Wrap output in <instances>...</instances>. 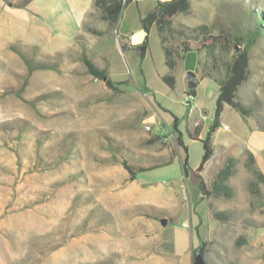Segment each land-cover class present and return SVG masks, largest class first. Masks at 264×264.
I'll return each mask as SVG.
<instances>
[{"label":"rangeland","instance_id":"obj_1","mask_svg":"<svg viewBox=\"0 0 264 264\" xmlns=\"http://www.w3.org/2000/svg\"><path fill=\"white\" fill-rule=\"evenodd\" d=\"M187 2L172 20L168 42L179 47L204 26L218 39L221 77L224 63L252 41L247 79L237 92L250 117L223 107L224 127L211 139L214 158L196 174L209 185L225 151L242 160L248 126L264 130V35L254 33L264 0ZM151 7L129 2L114 24L92 8L73 38L57 41L43 24L19 21L0 4V264H264V186L262 199L250 196L251 176L242 163L230 178L232 199L202 197L189 180L201 163L195 131L204 122L188 127L194 136L188 138L189 113L199 103L212 122L219 93L216 82L201 77L197 63L204 55L185 53L170 88L161 80L168 69L155 25L142 57L130 47ZM83 56L106 72L113 88L89 73ZM191 73L195 104L188 105ZM152 115L156 122L146 131ZM175 125L184 133L186 155L175 138L160 136L178 135ZM212 211L226 220H213ZM187 215L191 234L190 224L181 226H188ZM186 244L196 249L194 259L177 256Z\"/></svg>","mask_w":264,"mask_h":264},{"label":"trees","instance_id":"obj_2","mask_svg":"<svg viewBox=\"0 0 264 264\" xmlns=\"http://www.w3.org/2000/svg\"><path fill=\"white\" fill-rule=\"evenodd\" d=\"M142 1L151 2L152 7L146 13L141 20V29L146 33L148 28L155 25L161 49L164 55V63L168 69V73L161 77V80L168 87L173 88L175 85V71L177 68V62L183 58V55L188 52L202 53L204 59L197 63L200 68V73L202 78H208L216 82L219 86V93L215 103V110L213 115V120L209 126L206 137L200 140L203 148V155L199 167L194 171L196 174L200 173L204 165L209 161L213 155L211 139L215 130L220 126L219 118L221 116L224 106H228L233 109L242 119L250 117V110L245 105L237 99V92L239 87L247 79L248 70V55L247 49L248 45L252 43L249 41L245 49L233 57V59L224 63V72L222 77L220 76L219 65L217 63L215 50L217 48L218 39L209 36L207 30L204 26H200L198 34L195 35V31L191 30L186 39L180 42L179 47L172 46L169 44L167 35L171 33V23L175 16L179 13L184 12L188 7L187 0H93L92 5L94 9H97L102 13V17L109 24L116 23L122 9L129 3L134 2L138 5ZM264 18L258 17L257 25L255 28V35H264ZM146 35L144 40L139 45H131L130 47L135 50L140 57L143 56L146 43ZM185 36V35H184ZM124 46H121L123 49ZM84 64L86 65L89 73L97 79L105 80L106 85L110 88L114 87L113 82L107 77L106 72L94 65L86 56L82 57ZM185 95L194 97V92L189 89ZM192 101V100H191ZM189 101V104L191 103ZM261 130V129H260ZM264 131V130H261ZM196 136L198 131L196 129ZM188 138L193 139L194 136L185 131ZM184 133L178 132V136L175 137V143L185 155L186 147L183 142ZM160 136H156L159 138ZM242 160L237 159L233 156H226L223 160L221 167H219L212 176L209 185H206L202 179L197 183V186L201 191L205 193V197L214 198H224L232 199L234 197V189L230 184V178L233 177L237 172V167L240 163L248 171L251 179L248 181L247 189L251 197L255 199H262L263 192L261 191V186H264V175L259 170L255 163L254 156L249 151H244L242 154ZM125 170L129 173V179H135L134 171L126 164L122 163ZM181 166L184 175L187 177L186 173V160L181 161ZM211 216L215 221L226 220V215L224 212L212 211ZM264 229V225L262 227ZM196 232H197V228ZM193 230H191L192 233ZM197 234V233H196ZM198 236V235H197ZM199 237V236H198ZM204 243L198 247L202 250ZM196 249H192V259H194V253Z\"/></svg>","mask_w":264,"mask_h":264},{"label":"crops","instance_id":"obj_3","mask_svg":"<svg viewBox=\"0 0 264 264\" xmlns=\"http://www.w3.org/2000/svg\"><path fill=\"white\" fill-rule=\"evenodd\" d=\"M22 1L23 0H0V4L3 3L8 5L9 7L8 9L10 10L11 15H13V17L19 21L43 24L45 30L51 31L50 32L51 35L57 41L60 40L69 41L71 38H73L79 32V28L82 22L84 21L87 13H89L93 8L92 5L93 0H24L23 2ZM217 96L218 93H216L215 100L217 99ZM194 98L195 97H193L192 102L195 104ZM196 105L197 108L192 113H189L192 114V118L190 119V123L188 124L185 130L188 131V127H189L190 131H192L191 127L193 123L203 118L204 122H202V128L197 135V139L203 140L204 139L203 132L205 131L207 132L212 122L209 123L207 122L208 118L206 116V113L204 111H201L203 110V108L200 106L199 103H196ZM149 119H151L152 122H156V117L154 115H152ZM219 124L221 128L224 127V124L221 123V116L219 118ZM176 126L177 125H175V127ZM220 126L213 133L212 140L214 139L217 130L220 129ZM160 128L161 125L159 124L158 129ZM163 129L164 127L162 126V129L160 130L163 131ZM176 129L178 130V127H176ZM248 129L249 131L246 134L247 135L246 143L243 152L247 150L252 153L257 167L264 175V131H261L251 126H248ZM178 131L181 133L180 130ZM164 132L160 135L161 137H164V140L165 139L174 140V138L178 136L175 135V133L172 131L169 132L168 134H165ZM212 151H213V155L211 156L209 161H207V163L204 165L202 171H204L207 164L214 158L215 155L214 148L212 149ZM226 156H231V155L229 152L225 151L223 153V158H225ZM201 193L203 197L204 196L203 191H201ZM199 214H201V216L202 214L204 215L202 209L199 212ZM184 222H187L188 226L184 225V223H181V226L189 229L190 228L189 224H190L191 229L188 230V233L191 234L190 231L192 230L193 221L190 220V218L187 215ZM167 231H170V229L165 228L164 232L166 233ZM197 235L199 236V239H202L203 232L201 227L197 229ZM259 242L261 245L264 246V229L259 234ZM183 247L184 248L180 250V255L177 256L180 258L187 259L192 255V250L191 248H189L187 244ZM170 248L172 250L171 242H170Z\"/></svg>","mask_w":264,"mask_h":264},{"label":"water","instance_id":"obj_4","mask_svg":"<svg viewBox=\"0 0 264 264\" xmlns=\"http://www.w3.org/2000/svg\"><path fill=\"white\" fill-rule=\"evenodd\" d=\"M146 33L141 30L140 32L133 34L131 36V44L132 45H139L143 42L144 37H145ZM195 77V74L191 73L186 75L185 79L186 81H188V88L191 89L195 86L194 82L192 81ZM189 180L192 182L193 185H197V183L200 181V177L196 175V173L194 171H192L189 174ZM161 224H165V220H160Z\"/></svg>","mask_w":264,"mask_h":264},{"label":"built area","instance_id":"obj_5","mask_svg":"<svg viewBox=\"0 0 264 264\" xmlns=\"http://www.w3.org/2000/svg\"><path fill=\"white\" fill-rule=\"evenodd\" d=\"M184 100L186 101V104H188V105H191V104H189V101H191L192 100V97H190V96H188V95H184ZM149 122H152V120L151 119H149L147 122H146V125H145V130L146 131H150V127H149ZM196 125V124H195Z\"/></svg>","mask_w":264,"mask_h":264}]
</instances>
